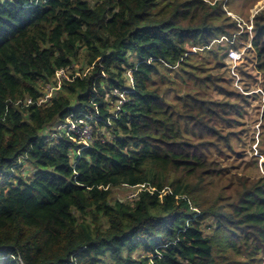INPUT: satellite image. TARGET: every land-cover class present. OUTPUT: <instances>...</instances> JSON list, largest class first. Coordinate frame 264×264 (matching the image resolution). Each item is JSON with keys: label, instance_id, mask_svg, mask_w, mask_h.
Returning <instances> with one entry per match:
<instances>
[{"label": "trees", "instance_id": "1", "mask_svg": "<svg viewBox=\"0 0 264 264\" xmlns=\"http://www.w3.org/2000/svg\"><path fill=\"white\" fill-rule=\"evenodd\" d=\"M231 1L0 0V264H262L264 175L233 181L226 161L251 62L264 104V9L249 31ZM233 35L251 44L241 91L217 41Z\"/></svg>", "mask_w": 264, "mask_h": 264}, {"label": "rangeland", "instance_id": "2", "mask_svg": "<svg viewBox=\"0 0 264 264\" xmlns=\"http://www.w3.org/2000/svg\"><path fill=\"white\" fill-rule=\"evenodd\" d=\"M90 1L93 2L94 0H90ZM223 1H227V0H223ZM229 6L230 7H226L228 9L227 14L229 13L230 15L229 14L228 15L231 18L240 17L238 21L241 22L243 20L245 21L243 17H247L249 15V18H251V14L254 10L260 11L264 9V0H232ZM249 23L250 21L247 24ZM244 42H245L244 40H240V43H244ZM247 49H249L247 46L246 48H241L243 52L245 51L244 53L245 58H247L248 56ZM79 66L76 65V68H78ZM246 69L253 76H255L256 81L255 84H253L249 79L243 77V84L246 86L247 91L251 93V96L249 98V103L244 101L241 105L243 114L239 117L238 120L239 123L236 127L238 132V137L236 140L233 141V147L235 151L238 153L230 154L231 157L229 158L228 161H226V167L228 172L226 175L231 176V180L233 181L236 179L238 175H245L246 177L253 179L259 178L260 176L264 175V171L262 169V161L264 160V158L262 157L261 154L257 152V147H256L257 144L256 138L258 136L257 132L259 129L258 125L260 120L259 117L260 106L258 107V105H261L263 103L262 102L260 104V101H262L261 96L263 94V90L261 86L262 79L261 76H259V74L256 73L252 62L249 65L247 64ZM84 71H86V69H84ZM225 78L227 80V84H225V86H227L230 89L235 88L238 91L242 90V83H241L242 80L238 82V85H240L239 88L237 85H235L233 80L230 79L228 72L225 73ZM170 96L172 97V95ZM255 158H258V160L256 161ZM31 170H32L31 168H28V170L25 171L26 175ZM137 191H138L137 188H131L125 186L116 187L112 189V199H118V200L129 199L132 198L137 193ZM262 264H264V258Z\"/></svg>", "mask_w": 264, "mask_h": 264}, {"label": "built area", "instance_id": "3", "mask_svg": "<svg viewBox=\"0 0 264 264\" xmlns=\"http://www.w3.org/2000/svg\"><path fill=\"white\" fill-rule=\"evenodd\" d=\"M253 12L251 14V18H249V21H250L249 24H247L249 21L246 22L243 20V21L239 22L238 19H240V17H233V18L236 20L237 25L240 28L245 26L247 28V30L250 31L251 27H252V17L257 12V10H254ZM235 39L236 38L233 35L232 39L220 37L217 41L218 42L225 41V42L229 43V45H230L229 50L226 54L225 62H226L227 66L231 72L233 82L235 83V85H237L240 88V85H238L239 76H238V73L236 72V67L238 66L240 61H242V59L244 57V52L242 50H238V49H235L232 47V44H235V43L239 44L241 46L243 45V43L236 42ZM247 47H251L250 43L247 44ZM242 48H245L244 45L242 46ZM199 49L200 48H198V47H192L191 48L192 52L198 51ZM86 71L83 72V75L86 73ZM59 75H60V77H59ZM75 76H80V73L78 71H76L73 74V77H75ZM63 78H65L66 80H69V77L67 76L65 70L58 69L55 72V81H57L58 85L60 84L61 79H63ZM53 89H54L53 86H50L49 84L45 85L44 91L46 93L44 94V100L52 96ZM42 100H39L38 102L40 103V102H42ZM26 103L27 104L31 103V99L30 98L27 99ZM56 129L66 132V134L70 137L72 142L79 145V149L89 146L88 139L90 138L91 126L88 122H86L82 118H79V119L73 121L67 117L63 123H60L56 127Z\"/></svg>", "mask_w": 264, "mask_h": 264}, {"label": "clouds", "instance_id": "4", "mask_svg": "<svg viewBox=\"0 0 264 264\" xmlns=\"http://www.w3.org/2000/svg\"><path fill=\"white\" fill-rule=\"evenodd\" d=\"M227 43V42H226ZM227 44H229V43H227ZM247 44H248V42H246L245 44H244V47L246 48V46H247ZM251 45V44H250ZM242 48V47H241ZM241 48L240 49H238V50H241ZM248 48H250V47H248ZM245 52V51H244ZM233 80V79H232ZM263 103L260 105V112L262 111V108H263Z\"/></svg>", "mask_w": 264, "mask_h": 264}]
</instances>
